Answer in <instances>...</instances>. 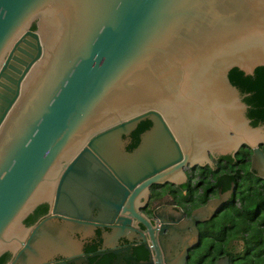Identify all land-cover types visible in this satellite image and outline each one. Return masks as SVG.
<instances>
[{
    "label": "water",
    "instance_id": "1",
    "mask_svg": "<svg viewBox=\"0 0 264 264\" xmlns=\"http://www.w3.org/2000/svg\"><path fill=\"white\" fill-rule=\"evenodd\" d=\"M260 66L264 0H0V256L69 247L65 227L80 222L23 224L42 201L78 219L99 208L103 221L136 184H180L186 167L240 148L264 180V125L228 76ZM222 201L193 212L195 236Z\"/></svg>",
    "mask_w": 264,
    "mask_h": 264
},
{
    "label": "flooded vegetation",
    "instance_id": "2",
    "mask_svg": "<svg viewBox=\"0 0 264 264\" xmlns=\"http://www.w3.org/2000/svg\"><path fill=\"white\" fill-rule=\"evenodd\" d=\"M151 126L148 117L139 120L123 135L126 149L135 148ZM227 156L211 155V165L186 167L180 184L152 183L137 191L141 183L136 184L128 189L114 215L103 221L96 219L99 208L92 209L90 217L78 219L55 214L49 200L40 202L23 219L26 227H36L45 220L62 225L69 219L81 224L72 230L65 227L71 240L68 248L24 264H179L185 250L184 264L263 263L264 202L255 200L247 206L243 197L263 195L264 180L251 170V150L240 148L234 157L229 155L232 160ZM221 197L218 210L196 224L195 236L187 223L193 212ZM127 209L130 211H124ZM174 233L184 240H177ZM20 251L4 252L0 264H20Z\"/></svg>",
    "mask_w": 264,
    "mask_h": 264
},
{
    "label": "trees",
    "instance_id": "3",
    "mask_svg": "<svg viewBox=\"0 0 264 264\" xmlns=\"http://www.w3.org/2000/svg\"><path fill=\"white\" fill-rule=\"evenodd\" d=\"M34 27L35 25H33L31 29H34ZM228 76L233 86L240 91L242 100L248 107L246 115L250 119L251 125H264V67H257L251 75H246L239 69L233 68ZM227 158L230 160L233 159L229 155ZM243 200L247 206H250V203L255 200L264 202V194L256 196L255 199L250 193V195H245ZM229 220L234 223L233 216H231ZM247 242L251 244L249 241ZM261 264H264V261Z\"/></svg>",
    "mask_w": 264,
    "mask_h": 264
},
{
    "label": "rangeland",
    "instance_id": "4",
    "mask_svg": "<svg viewBox=\"0 0 264 264\" xmlns=\"http://www.w3.org/2000/svg\"><path fill=\"white\" fill-rule=\"evenodd\" d=\"M250 212H252V210Z\"/></svg>",
    "mask_w": 264,
    "mask_h": 264
}]
</instances>
